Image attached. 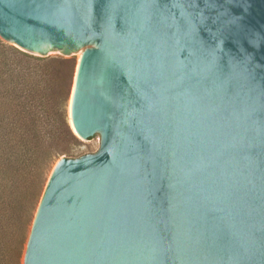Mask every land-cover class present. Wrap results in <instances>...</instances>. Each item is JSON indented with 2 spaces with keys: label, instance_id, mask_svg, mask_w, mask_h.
I'll return each mask as SVG.
<instances>
[{
  "label": "water",
  "instance_id": "1",
  "mask_svg": "<svg viewBox=\"0 0 264 264\" xmlns=\"http://www.w3.org/2000/svg\"><path fill=\"white\" fill-rule=\"evenodd\" d=\"M0 40L80 54L68 120L100 135L22 264H264V0H0Z\"/></svg>",
  "mask_w": 264,
  "mask_h": 264
},
{
  "label": "trees",
  "instance_id": "2",
  "mask_svg": "<svg viewBox=\"0 0 264 264\" xmlns=\"http://www.w3.org/2000/svg\"><path fill=\"white\" fill-rule=\"evenodd\" d=\"M75 67V57L35 56L0 40V264H22L55 163L82 156L68 120Z\"/></svg>",
  "mask_w": 264,
  "mask_h": 264
},
{
  "label": "rangeland",
  "instance_id": "3",
  "mask_svg": "<svg viewBox=\"0 0 264 264\" xmlns=\"http://www.w3.org/2000/svg\"><path fill=\"white\" fill-rule=\"evenodd\" d=\"M80 54L74 55L72 57H75L76 62H78ZM84 143V146L81 148L80 152L82 155L84 154H92L97 151L100 144V135L95 134L90 140L88 141H82Z\"/></svg>",
  "mask_w": 264,
  "mask_h": 264
},
{
  "label": "bare ground",
  "instance_id": "4",
  "mask_svg": "<svg viewBox=\"0 0 264 264\" xmlns=\"http://www.w3.org/2000/svg\"><path fill=\"white\" fill-rule=\"evenodd\" d=\"M79 59H80V56H79ZM69 110H70V109H69ZM70 124H71V126H72L71 120H70Z\"/></svg>",
  "mask_w": 264,
  "mask_h": 264
}]
</instances>
